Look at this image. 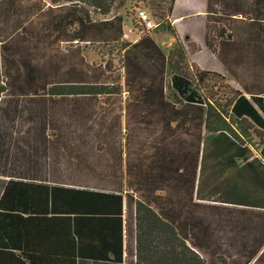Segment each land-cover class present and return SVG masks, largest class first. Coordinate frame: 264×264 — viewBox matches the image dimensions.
Here are the masks:
<instances>
[{
    "label": "trees",
    "instance_id": "trees-1",
    "mask_svg": "<svg viewBox=\"0 0 264 264\" xmlns=\"http://www.w3.org/2000/svg\"><path fill=\"white\" fill-rule=\"evenodd\" d=\"M175 2L0 0V171L19 174L28 164L36 176L66 170L82 184L68 192L115 202L121 211L126 192L135 214V264H248L254 256L244 253L239 263L230 242L258 237L259 217L201 202L195 190L210 136L232 158L264 145V0H207L205 45L241 89L190 60L199 48L168 21ZM127 21L141 35L135 44L122 40ZM233 23L251 37L238 38L227 28ZM156 30L174 37L167 51L152 37ZM108 43L117 45L116 69L123 71L117 84L105 81L111 62L84 56L87 46ZM59 45L60 53H47ZM213 90L226 91L223 102ZM99 98L111 104L98 106ZM75 122L74 138L61 136ZM61 137L69 147L61 148ZM78 138L81 148L72 150ZM120 232L115 257L106 258L115 264H124Z\"/></svg>",
    "mask_w": 264,
    "mask_h": 264
},
{
    "label": "crops",
    "instance_id": "crops-1",
    "mask_svg": "<svg viewBox=\"0 0 264 264\" xmlns=\"http://www.w3.org/2000/svg\"><path fill=\"white\" fill-rule=\"evenodd\" d=\"M179 1L176 0L174 8ZM185 1L192 8L196 2ZM205 4L198 12L203 18L204 45L207 0ZM188 13L190 16L196 14V11L194 9ZM188 13L181 14L179 18H173L172 15V21L178 25L177 21ZM125 23L122 40L137 43L141 35L134 28L133 40H126ZM175 27L184 40V35ZM159 34L152 35L157 43ZM174 41L173 37L168 45H158L167 51ZM205 52L215 62L214 71L226 76L233 88L241 89L236 81H230V73L218 58L208 48ZM199 53L198 50L189 54L190 60L192 58L191 61L203 70L213 71L206 64L196 62ZM247 97L250 99L249 95ZM105 101L111 104L109 99L99 98L97 105ZM208 139L203 149L204 159L199 166L195 197L204 203L239 209L241 213H255L259 217L253 221L255 234L263 228L261 234L250 240L237 235L230 242L233 246L230 250L238 253L239 263H242L241 257L246 253L249 257L254 256L248 264H264V224L259 226L260 222L264 223V165L260 160L264 157V145L240 150L239 156L232 158L231 155L227 156L226 147L220 146L221 143L214 136ZM21 169L24 170L19 171V174L0 171V264H115L106 258L115 257V249L121 238L120 230L124 247L123 263L137 262L135 214L133 203H128L126 192L121 211L115 202L104 201L99 197L94 198L97 200H85L68 192L69 187L78 189L82 184L76 181L75 175L67 174L69 172L66 170L57 173L49 171L36 176L30 164ZM121 214L122 229L119 226ZM80 254L83 259H80Z\"/></svg>",
    "mask_w": 264,
    "mask_h": 264
},
{
    "label": "rangeland",
    "instance_id": "rangeland-1",
    "mask_svg": "<svg viewBox=\"0 0 264 264\" xmlns=\"http://www.w3.org/2000/svg\"><path fill=\"white\" fill-rule=\"evenodd\" d=\"M204 5L206 6L205 0H196L194 7L192 8L188 5V3L185 0H180L177 3V5L175 6L173 13L170 16V19L168 18V21H170L175 26H177L180 34L184 35V38H188L191 41H193V39H194V41L198 44L200 53L198 55L199 58H197L198 61H196V62L206 64L208 66L209 70L214 71V70H216L215 62L210 57L208 58L206 55V52H205V49L207 50V48L204 45V33L202 30L203 18H202L200 13L198 14V12L204 8ZM166 6L168 7L169 5L166 4ZM215 8H217L216 11L218 13H220V14L223 13V9L221 6H217ZM194 9L196 11V14L189 16L190 13H188V12H191ZM184 13H188L187 16L184 17L183 19H180L179 21H177L179 24L176 25L175 22L172 21V15H173V18H179L180 15L184 14ZM97 18H98L97 16H94V19H97ZM156 21H158V20L156 19ZM195 23L198 25L196 26ZM233 24H235V23H233ZM233 24L232 25L227 24V26H228L227 28H229V30H230V26H231L232 27L231 30L233 31L234 27H235L236 31L239 32V34L237 35L238 38L240 37L241 39L242 38L244 39V38L251 37V35L243 29V25L235 24V26H233ZM132 28H133V26H132L131 21H127L125 23V38H127L126 40H129V41L133 40L134 34L132 32ZM244 28H245V26H244ZM156 32L159 33L160 30H156ZM156 32H155V34H157ZM171 38H173V37L169 33L162 32L161 34H159L158 39L157 38L156 39L160 45L164 46V45L169 44V40ZM185 45H187V44L185 43ZM116 46L117 45H114L112 43H108L106 45H102V44L101 45H99V44L91 45V46H87L85 48V58L88 62L96 63V64L101 63L102 66H105L106 62H108V61L111 62L113 67L110 71L111 73L106 75L105 81L109 82V83H114V84H117L118 82H120L117 80V78L120 74L123 75L122 70L120 71V70L116 69V67H118V61L117 60L120 59L116 56V52H115V50L117 49ZM61 50H63V47H62V45H59V46L53 47V49H48L47 53L49 55H52V54L55 55L57 53H60ZM191 60H193V59L191 58ZM108 68H110V65L108 66ZM121 80L123 82V78H121ZM230 81H232L233 83L235 82L232 78H230ZM212 92H213V94L217 95V98L220 102H223L224 92L226 93V91L223 92V91H219V90H213ZM60 123L63 124L62 120H60ZM75 123L77 126L74 125V127H68V126L65 127L64 131L63 132L61 131V133H60L61 136H62V134H64L65 136L68 135L71 138H74V136L77 134V132L75 131V128H78V122H75ZM124 138H125V136L123 134H119L117 136V139L120 142H122L124 140ZM107 139H108V137L103 138L104 141ZM143 139L145 140V138H143ZM77 140H81V139H79V138L76 140L71 139L72 144H76ZM60 142L63 143V145H61V148H66V147L70 146L69 144L66 143V138H64V137H61ZM78 147L81 148V144L80 145L76 144L75 146H72V150L75 148L77 149ZM96 176H98V175H96ZM96 178H98L99 180L100 179L106 180V182H108L107 180L109 178L112 179L113 177L109 176V178H103V177H101V175H99V177H96ZM112 183L109 184L108 187H112L113 186Z\"/></svg>",
    "mask_w": 264,
    "mask_h": 264
},
{
    "label": "built area",
    "instance_id": "built-area-1",
    "mask_svg": "<svg viewBox=\"0 0 264 264\" xmlns=\"http://www.w3.org/2000/svg\"><path fill=\"white\" fill-rule=\"evenodd\" d=\"M139 17L141 21L144 23L146 30H153L155 28V23L150 19L146 11L141 10L139 12Z\"/></svg>",
    "mask_w": 264,
    "mask_h": 264
}]
</instances>
